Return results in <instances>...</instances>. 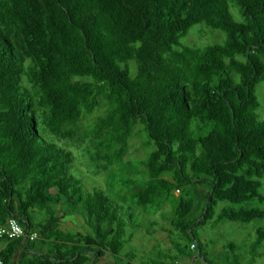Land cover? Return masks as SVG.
<instances>
[{
	"label": "trees",
	"instance_id": "trees-1",
	"mask_svg": "<svg viewBox=\"0 0 264 264\" xmlns=\"http://www.w3.org/2000/svg\"><path fill=\"white\" fill-rule=\"evenodd\" d=\"M199 24L225 40L182 44ZM260 84L264 0H0V227L22 230L0 264H214L195 227L264 219ZM165 206V260L139 263L135 213Z\"/></svg>",
	"mask_w": 264,
	"mask_h": 264
},
{
	"label": "rangeland",
	"instance_id": "rangeland-1",
	"mask_svg": "<svg viewBox=\"0 0 264 264\" xmlns=\"http://www.w3.org/2000/svg\"><path fill=\"white\" fill-rule=\"evenodd\" d=\"M202 24L196 25L187 35L182 38V44L200 46L210 43H222L226 35L223 31L212 30L209 28L203 29ZM260 84L258 88V94L262 103V111L264 109V86ZM260 112V109H259ZM261 113V112H260ZM141 128L140 124L136 127L135 131ZM136 141H140L139 139ZM139 142L135 144V147H139ZM134 151V148L131 150ZM76 154V160L72 166L73 172L83 178V184L85 189H94L106 187L108 189V183L110 181V176L108 174H103L95 176L91 174L89 169H85L81 162L77 159L78 152L74 150ZM142 151L139 150L134 155L141 154ZM88 170V171H87ZM108 179H107V177ZM261 191L264 192V179H262ZM105 189V190H106ZM178 193V192H177ZM226 203L221 202L217 208L220 210L222 206ZM259 207L264 208V203H256ZM171 209L169 206H165L160 210L159 213L154 215H143L141 212H136L134 219L137 220L139 224L136 236L127 246V250H133L137 254V262H147L156 260H165V252L168 247L171 246L168 237V229L170 228V223L168 220V215H170ZM151 220H154L156 225L152 227V234L148 232L151 224ZM141 225V227H140ZM63 227L73 230V231H84L86 228V223L84 219L79 215H73L67 217L63 221ZM264 228V219H256L249 223L226 221L221 223L217 227L213 228L210 225L197 226L194 228V233L196 238L202 242L203 249L207 251L210 260L214 264H224L227 263V256L231 258L232 264L235 261L234 256L239 260V264H264V241L258 248V253L261 255H254L251 252V246L253 241L257 236V229ZM233 243L235 248V253L227 254V245ZM187 244V243H185ZM107 260L103 258L102 262ZM181 264H186L189 262L188 257H181ZM197 264H207L203 258H197Z\"/></svg>",
	"mask_w": 264,
	"mask_h": 264
},
{
	"label": "built area",
	"instance_id": "built-area-1",
	"mask_svg": "<svg viewBox=\"0 0 264 264\" xmlns=\"http://www.w3.org/2000/svg\"><path fill=\"white\" fill-rule=\"evenodd\" d=\"M5 232L9 234L10 237L19 236L22 234V230L13 222L11 223V230H7L4 227H0V234L2 235Z\"/></svg>",
	"mask_w": 264,
	"mask_h": 264
}]
</instances>
